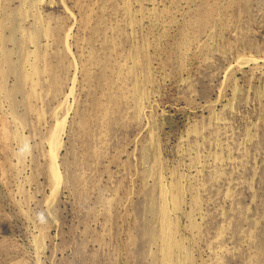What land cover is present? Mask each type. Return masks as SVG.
<instances>
[{
    "label": "rangeland",
    "instance_id": "374dc122",
    "mask_svg": "<svg viewBox=\"0 0 264 264\" xmlns=\"http://www.w3.org/2000/svg\"><path fill=\"white\" fill-rule=\"evenodd\" d=\"M0 25V264H264V0H0Z\"/></svg>",
    "mask_w": 264,
    "mask_h": 264
},
{
    "label": "bare ground",
    "instance_id": "6f19581e",
    "mask_svg": "<svg viewBox=\"0 0 264 264\" xmlns=\"http://www.w3.org/2000/svg\"><path fill=\"white\" fill-rule=\"evenodd\" d=\"M0 28H1V25H0ZM3 60L6 61L7 58H6V55L3 54ZM249 60V59H248ZM243 61V59H242ZM241 63V62H240ZM238 64V63H237ZM25 76V75H24ZM26 77V76H25ZM61 126V123L60 122H57L56 125L52 128L51 132L49 133V136H48V142L50 144V149H49V163H48V172H49V175L50 177L52 178V180L57 183L58 182V179H59V176H58V172L56 170V166H55V163H54V159L56 160L55 157V152H56V149H58V146L60 144L59 142V139L60 137H58V132H59V128ZM162 187H160L161 189ZM164 198V197H163ZM173 205V204H172ZM167 207V206H166ZM165 207V209H166ZM163 208V207H162ZM161 208V209H162ZM168 210V209H166ZM166 210H164L165 212H167ZM160 214H161V211H160ZM161 217V216H160ZM163 219V218H162ZM166 220V219H165ZM164 222V221H163ZM169 221H167L168 223ZM160 225H161V222H160ZM169 226V224H168ZM172 226V225H170ZM169 226V227H170ZM163 227V226H162ZM168 228V227H167ZM175 228V227H174ZM162 234V233H161ZM163 235V234H162ZM152 236V235H151ZM161 236V235H160ZM170 236V235H169ZM166 237V236H165ZM164 239V238H163ZM163 245V244H162ZM161 245V246H162ZM177 247V246H176ZM162 249V248H161ZM176 250V249H175ZM161 251V250H160ZM185 251V250H184ZM162 252V251H161ZM163 253V252H162ZM184 254V253H183ZM174 256V255H173ZM189 256V255H188ZM163 257V256H162ZM175 257V256H174ZM180 257V256H179ZM171 258V257H170ZM167 260V258L164 260V262Z\"/></svg>",
    "mask_w": 264,
    "mask_h": 264
}]
</instances>
